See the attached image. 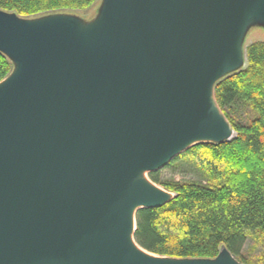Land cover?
<instances>
[{"label":"water","instance_id":"1","mask_svg":"<svg viewBox=\"0 0 264 264\" xmlns=\"http://www.w3.org/2000/svg\"><path fill=\"white\" fill-rule=\"evenodd\" d=\"M264 0H102L83 22L0 10V264H243L153 255L135 213L169 192L143 176L235 132L214 86L245 66Z\"/></svg>","mask_w":264,"mask_h":264},{"label":"trees","instance_id":"2","mask_svg":"<svg viewBox=\"0 0 264 264\" xmlns=\"http://www.w3.org/2000/svg\"><path fill=\"white\" fill-rule=\"evenodd\" d=\"M96 0H0V10L32 18L82 10ZM245 66L214 86L215 100L235 132L228 141L198 142L148 178L172 198L135 213L134 241L176 258H214L222 247L243 264H264V41L245 46ZM13 63L0 51V81ZM168 166L197 179L165 177ZM250 244L246 249L247 240Z\"/></svg>","mask_w":264,"mask_h":264},{"label":"rangeland","instance_id":"3","mask_svg":"<svg viewBox=\"0 0 264 264\" xmlns=\"http://www.w3.org/2000/svg\"><path fill=\"white\" fill-rule=\"evenodd\" d=\"M101 5H102V0H96L93 6L89 8L82 9V10H62V11H58V13H66V14L74 15L86 23V22L92 21L98 15ZM255 41H264V23L255 22V23L250 24L247 27L243 40H242L243 49L245 48V46ZM162 172H163L162 173L163 176L168 177V178L173 177L176 180L197 179V176L192 171H183L173 166H168L164 168ZM144 176L148 178L147 173H145ZM169 194L171 197L173 196L172 193H169ZM249 244H250V240L248 239L244 245V249H246ZM149 254H152V253H149Z\"/></svg>","mask_w":264,"mask_h":264},{"label":"bare ground","instance_id":"4","mask_svg":"<svg viewBox=\"0 0 264 264\" xmlns=\"http://www.w3.org/2000/svg\"><path fill=\"white\" fill-rule=\"evenodd\" d=\"M145 173H143V176H144ZM136 245V244H135ZM137 246V245H136ZM138 247V246H137ZM140 248V247H139ZM143 250V249H142ZM144 251V250H143ZM146 252V251H145ZM154 255V254H153Z\"/></svg>","mask_w":264,"mask_h":264}]
</instances>
